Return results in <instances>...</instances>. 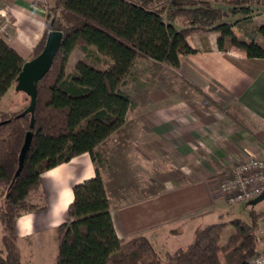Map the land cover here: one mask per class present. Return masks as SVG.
<instances>
[{"label": "trees", "instance_id": "16d2710c", "mask_svg": "<svg viewBox=\"0 0 264 264\" xmlns=\"http://www.w3.org/2000/svg\"><path fill=\"white\" fill-rule=\"evenodd\" d=\"M262 11L264 0H54L30 56L42 50L49 30L62 32L53 62L36 86L34 124L30 127V113L21 115L29 99L19 111H0V264H22L16 220L44 208L38 193L41 174L85 152L94 160L96 147L124 124L129 100L117 88L137 57L176 68L180 55L197 51L188 34L211 30L219 34L220 50L229 44L248 57L264 56L258 45L240 40L232 30V18ZM256 28L264 33V22ZM78 46L93 62L81 58L67 69ZM24 61L0 36V98L15 85ZM72 193L69 220L57 227L54 264H249L257 252L264 213L253 205L247 220L234 217L196 227L188 244L163 259L147 237L117 236L97 169ZM227 226L233 231L221 242Z\"/></svg>", "mask_w": 264, "mask_h": 264}, {"label": "crops", "instance_id": "0c3cea01", "mask_svg": "<svg viewBox=\"0 0 264 264\" xmlns=\"http://www.w3.org/2000/svg\"><path fill=\"white\" fill-rule=\"evenodd\" d=\"M53 2L0 0V28L5 26L0 36L22 59L31 58ZM234 20L236 37L264 51V33L256 28L264 11ZM244 22H252L254 31L239 32ZM218 35L214 30L188 34L197 51L180 55L176 68L145 57L134 60L117 88L129 100L124 124L96 147L94 160L85 152L41 174L44 208L16 220L22 264H34L30 240L35 237L41 246L55 244L57 254V227L69 220L72 188L96 169L117 236H145L160 255L188 244L196 227L236 214L213 181L262 151L264 56L248 57L235 46L220 50ZM14 86L0 98V111H14L8 100L12 90L16 104L25 101ZM56 254L40 257V264H54Z\"/></svg>", "mask_w": 264, "mask_h": 264}, {"label": "built area", "instance_id": "2783aa9c", "mask_svg": "<svg viewBox=\"0 0 264 264\" xmlns=\"http://www.w3.org/2000/svg\"><path fill=\"white\" fill-rule=\"evenodd\" d=\"M45 4L46 0H32ZM0 30L5 31V26ZM218 181V191L229 204L248 201L264 190V146L258 155L238 161ZM249 264H264V250L257 251Z\"/></svg>", "mask_w": 264, "mask_h": 264}, {"label": "water", "instance_id": "95a60500", "mask_svg": "<svg viewBox=\"0 0 264 264\" xmlns=\"http://www.w3.org/2000/svg\"><path fill=\"white\" fill-rule=\"evenodd\" d=\"M62 32L59 30H49L47 32L42 50L34 57L25 60L16 77L15 90L23 92L29 99L28 105L23 109L21 115L30 113V127L34 124V107L36 101V86L38 81L50 68L55 54L59 48ZM30 133H27L21 148L23 156L30 140ZM264 199V190L257 196L248 200L249 205H254Z\"/></svg>", "mask_w": 264, "mask_h": 264}, {"label": "rangeland", "instance_id": "374dc122", "mask_svg": "<svg viewBox=\"0 0 264 264\" xmlns=\"http://www.w3.org/2000/svg\"><path fill=\"white\" fill-rule=\"evenodd\" d=\"M50 1V0H49ZM51 1H54V0H51ZM38 4H41V3H38ZM53 4V3H52ZM51 4V5H52ZM41 5H45V4H41ZM51 5H49L48 7H47V9H46V11H48V8L51 6ZM59 12H60V10L58 9L57 10V13L56 14H58L59 15ZM254 15V14H253ZM237 17V16H236ZM238 17H240V16H238ZM232 19H235V17L234 18H232ZM242 20H243V18H242ZM245 20V19H244ZM254 26V25H253ZM252 26V22L251 23H248V22H244L243 23V26H239L238 28H239V32H242L245 28H247L248 29V31L249 32H253L254 31V27ZM246 31V30H245ZM198 33H201V32H198ZM251 34V33H250ZM228 47H233V46H231V45H229L228 44ZM88 50H90V51H92L91 50V48H88ZM89 51V53H92V52H90ZM81 58H84V59H87L88 61H91V62H93V56L92 55H85V52L78 46V47H75L73 50H72V52H71V54H70V56H69V59H68V61H67V65H66V67H67V69H71L72 67H73V65H74V63L77 61V60H79V59H81ZM14 89H15V87H14ZM12 93H14V91L12 90V92H10V94H8V100L9 99H13L14 97H12L11 95H12ZM27 96H25V101L23 102V104H21V105H18V104H16L17 103V101H15V99H13V101H11L10 100V102H11V106L13 107L12 108V110H14V111H19L20 109H22L26 104H27ZM221 178V177H220ZM220 178L219 179H217V181H213V183L214 184H216L217 185V190H218V181L220 180ZM228 203V202H227ZM250 206L251 205H249L248 203H247V201H242V202H236V203H231V204H229L228 203V205L226 206V208L227 209H229V210H235L236 211V214L232 217L231 216V214H230V216L232 217V218H234V217H239V218H242V219H244V220H246L247 219V217H248V210H249V208H250ZM254 206V208L253 209H255V211H257V212H263L264 213V199H262L261 201H259V202H257L256 204H254L253 205ZM229 213V212H228ZM212 217V216H211ZM213 218V217H212ZM227 218H229L228 216H227ZM223 220H227V219H222V221ZM220 222V221H219ZM233 231V228L231 227V226H227L224 230H223V232H222V235H221V239H220V241L221 242H223L225 239H226V237L231 233ZM257 232H258V234H259V237H258V246H257V251H262V250H264V220H261L260 222H259V225H258V228H257ZM1 233H2V227H1V225H0V235H1ZM31 241V251H32V255H31V257H32V262L34 263V264H40V262H39V259H40V257H41V260H43L45 257H46V255H47V257L49 258V260H50V256L52 255V254H56V246H55V244H51V245H49L50 243H49V241H48V245H43V246H41V245H39L38 243H37V241H38V238H34V239H32V240H30ZM53 252V253H52ZM45 256H44V255ZM162 256V258L164 259L165 257H164V254L163 255H161ZM45 264H47L48 262H44ZM23 264H26L25 262H23Z\"/></svg>", "mask_w": 264, "mask_h": 264}]
</instances>
